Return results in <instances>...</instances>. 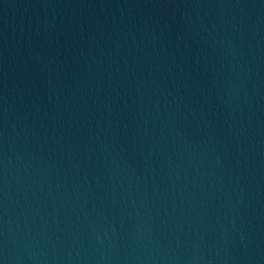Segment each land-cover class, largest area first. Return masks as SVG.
I'll return each instance as SVG.
<instances>
[{
  "label": "water",
  "instance_id": "obj_1",
  "mask_svg": "<svg viewBox=\"0 0 264 264\" xmlns=\"http://www.w3.org/2000/svg\"><path fill=\"white\" fill-rule=\"evenodd\" d=\"M0 264H264V0H0Z\"/></svg>",
  "mask_w": 264,
  "mask_h": 264
}]
</instances>
